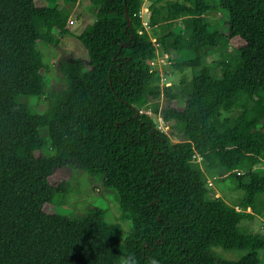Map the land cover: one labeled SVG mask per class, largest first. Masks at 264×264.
<instances>
[{
    "label": "trees",
    "instance_id": "1",
    "mask_svg": "<svg viewBox=\"0 0 264 264\" xmlns=\"http://www.w3.org/2000/svg\"><path fill=\"white\" fill-rule=\"evenodd\" d=\"M41 1L0 0V264H120L128 255L136 264H259L264 232H242L240 223L264 208V170H255L264 161V0L150 3L152 30L168 28L155 35L160 47L179 59L172 67L198 68L182 97L151 64L158 53L139 15L143 0H90L96 19L78 35L88 60H62L66 86L49 90L51 65L38 45L57 46L72 19ZM213 8L225 12L220 24ZM221 44L239 62L216 58V78L202 55ZM21 96L44 97L46 110L34 112ZM159 98L162 107L152 102ZM246 99L253 109L220 119ZM149 104L181 126V140L139 111ZM66 165L117 191L126 234L100 205L78 218L47 211L70 192L67 176L51 180ZM216 169L244 189L240 205L212 195L207 173ZM212 246L248 252L221 260Z\"/></svg>",
    "mask_w": 264,
    "mask_h": 264
},
{
    "label": "rangeland",
    "instance_id": "2",
    "mask_svg": "<svg viewBox=\"0 0 264 264\" xmlns=\"http://www.w3.org/2000/svg\"><path fill=\"white\" fill-rule=\"evenodd\" d=\"M153 0H143L141 8H148L150 3ZM165 0H162L163 3ZM209 4L214 5L215 0H208ZM59 4L61 8L65 7L69 10L71 19H72V32L70 34L65 35L60 39V42L57 46H52L45 44L43 42H39V49L43 53V60L51 65V71L49 72L48 82H49V90L60 91L65 88L66 80L65 77L60 70V63L62 60H69L76 57H79L85 63L88 60V52L85 49L84 45L78 39V35L84 30V28L92 23L96 19V15L94 9L91 7L90 0H79L78 3L74 5L70 2L60 1V0H45L41 2H37L40 5H54ZM165 10L162 9V13L164 15ZM145 20L148 19L146 14H144ZM225 16L224 11H219L218 9H212L209 12V17L213 21V24L217 25L223 22ZM180 25L183 22L181 20L177 21ZM167 27L165 25H160L155 27L152 31L150 28L148 29L151 32V36L154 37L159 33H164L167 31ZM186 35H188V30L186 27L181 29ZM232 49L221 44L218 48L213 50V53L210 54L208 60H205L206 55H202V63H206L210 67L211 73L216 77H221V69L218 65V59L228 57L230 59V63L233 67H236L239 60L237 53L233 54ZM215 54V55H214ZM222 54V56H221ZM220 55V56H219ZM177 57V56H176ZM174 58H167L165 62L161 61L160 65L162 68V76L160 77L159 83L161 84H171L177 90L179 95L182 97L185 94V90L189 88V82L191 81L194 74L197 73L198 68L185 67L183 69H176L172 67V64L179 60ZM217 58V60H216ZM35 97L21 96L18 98L19 101L24 102L31 107L34 112L43 113L46 108L48 102L44 99L35 100ZM157 102L160 107L164 104V99L159 98L158 100L152 101ZM245 103V104H242ZM255 102L252 100H243L239 104V106H234L229 111H222L220 116L221 120L225 118L234 119L235 116L242 114L245 111H250L254 108ZM147 111H152L153 120L156 123L157 127L160 124L159 114L155 113L154 109L149 104L147 106ZM164 132L168 133L170 138L173 141H179L183 138V131L179 124H177L174 120L169 122H164L163 125ZM42 136H45V133L42 132ZM49 144H45L42 148V152L45 155L51 154L52 150L48 147ZM256 171L264 170V161L257 163L255 165ZM219 169L214 171H210L207 173L211 182L212 188L214 191L212 195L221 196L224 198L230 205L239 204L240 200L245 194L244 189L237 187L236 183L230 179H222L218 178ZM61 176H67L70 181V192L66 195H58L55 197L54 201L50 203L51 207H47V211H54L56 213L66 215L72 218H78V216L84 215L88 210L91 204L100 205L102 207L107 208V219L111 222H120L123 228V235L127 233L130 229V222L121 217L119 208H118V193L116 190L111 188H106L102 185L101 182L90 177L86 172H84L78 166L70 168L69 166L61 167L55 176L51 177V180L54 182L57 181ZM261 197V196H260ZM264 208L259 211V213L254 214L253 219H242L240 223V230L242 232H254L261 231L264 232ZM211 251L213 255L217 259L221 260H238L242 258L245 254H247V249H224L220 246H212ZM257 257L259 264H264V250L260 249L257 251Z\"/></svg>",
    "mask_w": 264,
    "mask_h": 264
},
{
    "label": "built area",
    "instance_id": "3",
    "mask_svg": "<svg viewBox=\"0 0 264 264\" xmlns=\"http://www.w3.org/2000/svg\"><path fill=\"white\" fill-rule=\"evenodd\" d=\"M144 14H146V16L148 17L147 20H145ZM150 14H151L150 8L148 7V8H144L143 9V6H142V8L140 9V12H139V15H140V17L142 19V25L146 28V30L151 35V32L148 30L150 28V30L152 31V26H151L150 21H149ZM151 38L154 41L155 46L157 47V53H158L157 59L151 61V64H152V66L154 68L158 69V71H159L158 77H159V80H160V77L162 76V68H161L160 62L161 61L165 62L166 59L169 58V55L164 50H162V48L160 47L159 41H157L156 36H154V37L151 36ZM139 111L140 112L146 111V112H148L149 114L152 115V111H150V110L147 111V110H144L143 108H141ZM158 118H159L160 124L158 125L157 128L162 130V131H164L163 130V125H164L165 121H164L163 117L160 114H159ZM208 184L209 185L213 184V182H211L210 178H208Z\"/></svg>",
    "mask_w": 264,
    "mask_h": 264
},
{
    "label": "clouds",
    "instance_id": "4",
    "mask_svg": "<svg viewBox=\"0 0 264 264\" xmlns=\"http://www.w3.org/2000/svg\"><path fill=\"white\" fill-rule=\"evenodd\" d=\"M120 264H136V259L132 255L124 256L121 258ZM149 264H159L155 258L150 259Z\"/></svg>",
    "mask_w": 264,
    "mask_h": 264
}]
</instances>
